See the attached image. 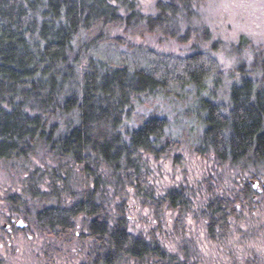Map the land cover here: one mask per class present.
<instances>
[{
  "label": "trees",
  "instance_id": "obj_1",
  "mask_svg": "<svg viewBox=\"0 0 264 264\" xmlns=\"http://www.w3.org/2000/svg\"><path fill=\"white\" fill-rule=\"evenodd\" d=\"M140 1L0 0V240L32 233L40 264H200L192 222L220 246L261 212L264 45L226 67L208 0ZM188 158L201 175L158 184Z\"/></svg>",
  "mask_w": 264,
  "mask_h": 264
},
{
  "label": "rangeland",
  "instance_id": "obj_2",
  "mask_svg": "<svg viewBox=\"0 0 264 264\" xmlns=\"http://www.w3.org/2000/svg\"><path fill=\"white\" fill-rule=\"evenodd\" d=\"M155 2L156 0L140 1L142 11L145 14L152 13ZM201 8V21L198 24L209 31L210 47L213 43L219 46L218 50L210 48V51L226 67L235 63L236 55L232 47L239 41V37L251 39L255 45H264V0H208ZM170 45L176 53H179L181 46L174 42ZM161 49L167 51L168 47L163 45ZM152 107L162 108L168 112V118L175 127L183 122V119L181 121L175 119L177 116L175 107L162 97L156 98L155 102H152ZM201 172V163L197 158L186 159L182 169H173L166 164L162 170L157 171L162 179L158 180V184L168 186L172 180H188L190 179L188 176L195 177L201 175ZM134 213L136 215L133 214V218L138 222L139 214ZM145 215V212L142 213L143 217ZM245 218L246 220L238 224L242 231L233 230L220 246L207 242L202 226L192 222L185 244L190 245L192 250H195L194 244L198 246L201 255L200 264H260L264 260V203L260 213H253L252 216ZM246 221L250 223V228L246 227ZM14 228L22 229L16 225ZM36 239L32 233L10 230L8 236L0 240V254L9 264H40L43 250L41 241ZM256 257H260L261 262Z\"/></svg>",
  "mask_w": 264,
  "mask_h": 264
},
{
  "label": "water",
  "instance_id": "obj_3",
  "mask_svg": "<svg viewBox=\"0 0 264 264\" xmlns=\"http://www.w3.org/2000/svg\"><path fill=\"white\" fill-rule=\"evenodd\" d=\"M257 186L258 182H253V188L256 189ZM15 225L19 228H24V223H22L21 221H16Z\"/></svg>",
  "mask_w": 264,
  "mask_h": 264
},
{
  "label": "flooded vegetation",
  "instance_id": "obj_4",
  "mask_svg": "<svg viewBox=\"0 0 264 264\" xmlns=\"http://www.w3.org/2000/svg\"><path fill=\"white\" fill-rule=\"evenodd\" d=\"M257 188H258V187H257ZM258 190L261 191L259 188H258ZM14 222H15V221H14ZM14 222H13V223H14ZM14 225H15V223H14ZM5 228L10 232L9 225H5Z\"/></svg>",
  "mask_w": 264,
  "mask_h": 264
}]
</instances>
